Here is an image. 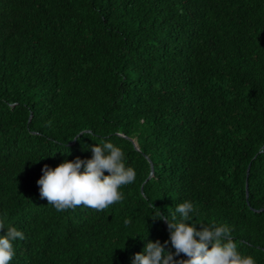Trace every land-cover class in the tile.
Wrapping results in <instances>:
<instances>
[{"label": "trees", "instance_id": "trees-1", "mask_svg": "<svg viewBox=\"0 0 264 264\" xmlns=\"http://www.w3.org/2000/svg\"><path fill=\"white\" fill-rule=\"evenodd\" d=\"M104 142L136 172L122 201L41 198L44 165ZM185 200L189 223L227 225L264 264V0H0V235H25L10 264L174 253L153 217Z\"/></svg>", "mask_w": 264, "mask_h": 264}, {"label": "clouds", "instance_id": "clouds-1", "mask_svg": "<svg viewBox=\"0 0 264 264\" xmlns=\"http://www.w3.org/2000/svg\"><path fill=\"white\" fill-rule=\"evenodd\" d=\"M91 151L90 159L77 157L75 160L66 159L55 168L43 166V175L37 181L40 196L57 211L81 205L103 211L122 201L121 187L135 181L136 172L126 166L125 153L119 146L112 142L96 143ZM193 212V203L187 200L176 206L171 219L157 212L153 219L162 218L167 222L175 252L166 251L168 241L164 244L159 240L148 241L143 251L134 255L133 264H255L252 256L242 255L237 250L227 225L201 223L198 229L196 224L189 223ZM124 222L130 223L127 219ZM4 227L3 220H0V229ZM17 239L24 240L25 235L11 225L6 234L0 235V264H10L15 255L13 241ZM181 254L187 259H175Z\"/></svg>", "mask_w": 264, "mask_h": 264}, {"label": "water", "instance_id": "water-1", "mask_svg": "<svg viewBox=\"0 0 264 264\" xmlns=\"http://www.w3.org/2000/svg\"><path fill=\"white\" fill-rule=\"evenodd\" d=\"M135 146L137 147V144L135 143Z\"/></svg>", "mask_w": 264, "mask_h": 264}]
</instances>
